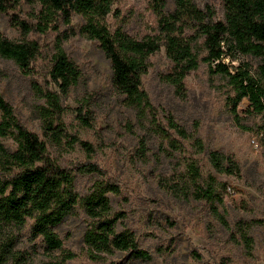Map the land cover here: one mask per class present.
<instances>
[{"label":"trees","instance_id":"16d2710c","mask_svg":"<svg viewBox=\"0 0 264 264\" xmlns=\"http://www.w3.org/2000/svg\"><path fill=\"white\" fill-rule=\"evenodd\" d=\"M152 1L158 32L135 38L110 30L107 17L115 0H0V13L8 15L9 25L17 33L8 38L0 32V56L14 62L27 77L42 133L30 130L0 91V264H28L24 251L17 249L24 228L31 240L42 242L49 255L45 264H67L74 253L62 252L63 240L54 228L78 209L84 213L81 240L91 260H109L110 264L152 260L151 251L142 246L133 230L118 228L122 212L113 210L111 197L120 193L119 182L94 162L89 154L92 146L66 120L72 113L78 125L92 127L93 93L79 100L76 107L67 104L83 77L64 46L76 36L94 40L108 59L114 98L131 109L139 126L157 141L155 163L167 157L183 167L177 179L164 186L166 191L201 202L232 231L234 224L223 198L226 183L210 171L205 173L201 160L220 175L242 179L240 162L232 153L209 144L198 129L188 131L170 113L159 110L143 77L151 67L149 57L164 48L170 62L165 80L183 98L186 77L205 65L209 75L223 80L220 87L226 106L239 127L264 141V0H222V20H213L195 0H173L170 11L166 0ZM74 16L81 20L79 28L73 23ZM40 37L50 39L42 41ZM251 59H257L258 64H252ZM244 98L249 101L247 112L260 116L261 123H241L237 107ZM5 140H11L14 148L7 147ZM146 143L140 139L141 156ZM51 144H79L87 152L86 159L62 163L50 156ZM82 178L91 180L85 191ZM254 225V218L235 223L248 250ZM55 252L62 254L54 257ZM117 253L122 257L111 260ZM192 255L200 261L196 251Z\"/></svg>","mask_w":264,"mask_h":264},{"label":"rangeland","instance_id":"374dc122","mask_svg":"<svg viewBox=\"0 0 264 264\" xmlns=\"http://www.w3.org/2000/svg\"><path fill=\"white\" fill-rule=\"evenodd\" d=\"M213 20L224 18L222 0H195ZM25 5L24 9L28 10ZM174 8L173 0H166V9ZM73 23L79 28L81 20L74 16ZM111 31L121 30L132 37L142 38L158 32L157 15L152 0H115L107 17ZM0 32L15 38L16 31L9 25V17L0 13ZM49 41L50 37H40ZM68 56L79 65L82 80L74 87L68 106L76 107L79 100L89 93L95 95L91 107V128H83L67 115V122L79 137L90 143L89 152L94 162L105 173L119 182L120 193L113 195L115 212H122L118 228H128L136 233L138 241L152 253V260L134 261L130 264H264V141L250 131L239 127L226 106V98L220 85L223 80L209 75L208 68L201 65L185 80V96H179L165 80L170 62L161 48L149 57L151 67L143 77V84L154 104L170 113L188 131L202 135L216 149L230 152L240 162L244 178L228 177L213 171L209 163L201 160L204 172L210 171L226 183L223 193L229 219L234 227L227 231L208 208L195 199L181 198L166 191L183 171L176 159L163 157L156 164L157 141L147 129L139 126L133 111L119 104L112 94L110 63L94 40L80 36L64 44ZM258 64L257 59L250 60ZM228 63L227 61H225ZM0 91L13 106L19 119L32 131L42 136L33 105L35 99L28 79L9 59L0 56ZM249 101L244 98L237 111L242 124L261 123L260 116L247 112ZM129 124L132 127L129 128ZM147 141L145 155L141 156L140 139ZM5 145L14 148L11 140ZM54 159L69 163L85 160L87 152L79 144L49 146ZM81 189L91 184L82 178ZM255 219L250 230L251 247L245 248L239 238L235 223L238 219ZM169 220L171 223H168ZM63 240V251H71L73 257L67 264H110L91 260L82 242L84 213L78 209L67 216L55 228ZM17 249L24 251L28 264H45L48 254L40 240H31L24 228ZM196 251L200 261L193 257ZM62 252H55L58 257ZM122 253L110 257L116 260ZM9 264H13L10 262Z\"/></svg>","mask_w":264,"mask_h":264}]
</instances>
